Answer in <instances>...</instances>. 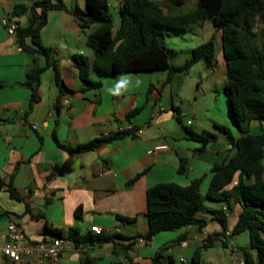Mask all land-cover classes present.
Here are the masks:
<instances>
[{
    "label": "crops",
    "instance_id": "0c3cea01",
    "mask_svg": "<svg viewBox=\"0 0 264 264\" xmlns=\"http://www.w3.org/2000/svg\"><path fill=\"white\" fill-rule=\"evenodd\" d=\"M32 1L0 0V213L7 212L0 218V232H5L14 217L20 219L24 234L31 241L49 239L45 227L60 231L61 238L73 248L63 251L60 259L50 264H123V259L132 264H170V259L175 264H184L180 260L187 264L195 251H199V264H244L243 249L248 244L239 245L234 241L236 235L231 234L241 207L231 198L227 202L204 203V209L196 215L206 221L201 232L188 226L158 233L149 241L138 237L147 232L145 195L150 187L160 183L187 186L201 178V186L206 183V188L201 191L200 186V192L205 194L212 166L227 161L236 152L226 135L215 127L227 129L226 121L217 124L206 118L196 121L199 128L194 129L188 120L183 123L180 109L171 98L173 79L166 83L165 71L102 77L100 88L85 89L72 61L74 55L87 57L90 64L93 60L86 39L94 27L81 29L74 15L75 10L84 11V0H60L64 9L47 12L40 43L50 49L57 61L66 92L60 93L53 81V70L48 68L40 75L38 102L30 108L27 73L34 64L43 67L45 57L24 52L1 21L24 24L26 17L13 15V7ZM106 1L116 31L123 0ZM153 1L160 4L161 0ZM210 24L206 41L214 38L215 62L205 65L204 83L197 82L195 87L198 92L203 88L219 95L223 93L226 66L221 33L211 21ZM121 77L129 79L127 90H122L121 95L109 94L107 89H115ZM89 79L96 81L98 77L90 72ZM132 109L139 110L127 118ZM228 123L235 127L230 120ZM255 126L257 133L252 132ZM132 127L133 135L88 152L72 153L59 146L74 148ZM185 128L196 134L211 132L217 138L201 149L199 143L190 140ZM245 130L258 134L264 131V121L251 122ZM160 144L168 149L147 154ZM182 160L185 173L179 174ZM237 181L235 173L226 190ZM9 186L20 200L9 196ZM77 208H81L79 218L74 216ZM215 210L224 213L225 228L215 220ZM92 226H98L102 236L119 237L110 242L89 243L86 237L96 235L90 231ZM70 229L76 230L81 243L68 237ZM214 234L219 235L211 247L202 249L203 240ZM158 253L157 263L152 262Z\"/></svg>",
    "mask_w": 264,
    "mask_h": 264
},
{
    "label": "trees",
    "instance_id": "16d2710c",
    "mask_svg": "<svg viewBox=\"0 0 264 264\" xmlns=\"http://www.w3.org/2000/svg\"><path fill=\"white\" fill-rule=\"evenodd\" d=\"M84 11L75 10L79 27H94L86 39V46L93 53L91 64L83 55L72 57L79 80L85 89H98L99 78L118 74H138L141 72L165 71L166 83L177 74L187 73L192 66L203 61L206 66L215 62L214 38L195 46L191 57L181 65L170 63L165 32L191 26L209 20L221 33L222 57L226 66V79L223 93L227 105V117L238 129L239 137L234 139L222 126H215L227 137L235 148V154L227 161L213 165L211 179L205 194L200 192L202 179H195L187 186L175 183L156 184L146 191L147 232L138 235L149 241L161 232L175 231L192 226L201 232L206 221L196 217L204 209L206 201H225L229 198L241 207L231 228L232 235L245 233L248 237L247 249H243L244 264H264V131L249 134L245 130L251 122L264 121V0H195V7L182 15L165 13L160 4L153 0H123L119 8V26L114 31L112 15L106 0H84ZM170 6H179L186 0H165ZM60 0H34L28 5H15L12 14L26 17L24 24L17 23L15 39L19 47L31 55L45 57V65H33L27 73V86L31 89L30 108L38 102L37 88L40 75L48 68L53 70V81L61 94L66 92L59 74L57 61L51 51L40 43V30L46 23L50 10L64 9ZM92 72L98 80L89 79ZM151 86L148 88L150 91ZM132 109L126 117L138 112ZM244 127V128H243ZM134 127L97 138L85 144L69 148L59 145L72 153L94 150L104 143L133 135ZM190 140L197 142L203 149L216 140L211 132L196 134L185 128ZM183 160L178 168L179 174L185 173ZM238 173V181L230 189L226 187ZM9 196L20 200L15 190L8 187ZM81 208L74 216L79 218ZM7 212L0 213V218ZM215 220L223 227L226 218L222 210L213 211ZM45 230L51 237H60L58 230ZM219 234L207 236L202 249L211 247ZM74 229L68 237L79 244ZM119 235H88L89 243L110 242ZM182 236L181 238H183ZM160 254L152 262L157 263ZM170 264H175L170 259ZM187 264H199V251H195Z\"/></svg>",
    "mask_w": 264,
    "mask_h": 264
},
{
    "label": "rangeland",
    "instance_id": "374dc122",
    "mask_svg": "<svg viewBox=\"0 0 264 264\" xmlns=\"http://www.w3.org/2000/svg\"><path fill=\"white\" fill-rule=\"evenodd\" d=\"M160 5L165 13L182 15L193 8L195 0H186L182 5L170 7H168L165 0H161ZM210 28V21L205 20L196 25L167 30L165 32V42L170 63L181 65L188 60L191 57L192 49L206 42V34ZM206 76L205 63L200 61L192 66L187 73L177 74L173 78L170 87L171 98L173 103L180 109V118L183 123L187 120L190 121L193 129L199 128L196 121L206 120V118L217 121V124L226 121L225 123L228 124L227 130L232 133L234 138H237L239 136L238 129L228 123L227 107L223 93L216 95L205 91L202 87L201 91H196L195 83L203 84ZM203 91L204 93H202ZM252 132H258L256 126ZM205 184H202L201 191L206 188ZM234 241L241 246L248 244L247 234L242 233L234 236Z\"/></svg>",
    "mask_w": 264,
    "mask_h": 264
},
{
    "label": "built area",
    "instance_id": "2783aa9c",
    "mask_svg": "<svg viewBox=\"0 0 264 264\" xmlns=\"http://www.w3.org/2000/svg\"><path fill=\"white\" fill-rule=\"evenodd\" d=\"M1 25L12 35L18 26L15 21L6 19L1 21ZM63 102L66 103V100ZM189 124H191L190 121H188ZM167 149L166 145H155L147 151V154L155 155ZM90 231L96 235L101 234L98 226H92ZM228 235L229 233H225V236ZM72 248L70 242L60 237H50L37 242L29 240L24 234L22 222L15 217L8 222L5 232H0V264H50L57 262L63 251ZM180 261L185 264V261ZM122 263L132 264L129 259H123Z\"/></svg>",
    "mask_w": 264,
    "mask_h": 264
},
{
    "label": "clouds",
    "instance_id": "9594fccd",
    "mask_svg": "<svg viewBox=\"0 0 264 264\" xmlns=\"http://www.w3.org/2000/svg\"><path fill=\"white\" fill-rule=\"evenodd\" d=\"M129 84V79L127 77H121L115 89L108 88L107 91L111 95H121L122 90L126 91Z\"/></svg>",
    "mask_w": 264,
    "mask_h": 264
},
{
    "label": "water",
    "instance_id": "95a60500",
    "mask_svg": "<svg viewBox=\"0 0 264 264\" xmlns=\"http://www.w3.org/2000/svg\"><path fill=\"white\" fill-rule=\"evenodd\" d=\"M20 20V18H16V21H19Z\"/></svg>",
    "mask_w": 264,
    "mask_h": 264
}]
</instances>
